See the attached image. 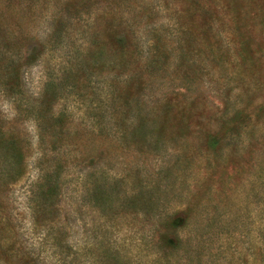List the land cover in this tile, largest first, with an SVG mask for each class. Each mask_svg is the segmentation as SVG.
I'll use <instances>...</instances> for the list:
<instances>
[{"label": "rangeland", "instance_id": "374dc122", "mask_svg": "<svg viewBox=\"0 0 264 264\" xmlns=\"http://www.w3.org/2000/svg\"><path fill=\"white\" fill-rule=\"evenodd\" d=\"M0 264H264V0H0Z\"/></svg>", "mask_w": 264, "mask_h": 264}]
</instances>
